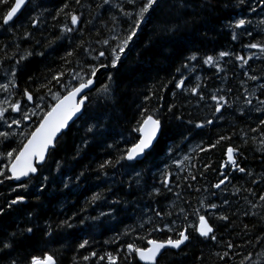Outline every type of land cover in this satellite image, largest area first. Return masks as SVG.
Segmentation results:
<instances>
[{
  "label": "trees",
  "instance_id": "1",
  "mask_svg": "<svg viewBox=\"0 0 264 264\" xmlns=\"http://www.w3.org/2000/svg\"><path fill=\"white\" fill-rule=\"evenodd\" d=\"M97 2L98 0H82L81 5H77L75 0H31V3L22 10L23 14L19 15L17 28L18 34H23L25 29L33 33L32 40H17L11 32H0V47L3 44H9V48L5 49L9 54L16 42L20 44V51L30 49L45 53L44 56L29 57L17 68V84L20 90L25 87L35 88L44 81L46 76L50 77L53 71L68 72L76 69L77 63L85 66L98 63L92 57L98 55L99 50H103L99 41L109 37V29L113 22L109 18L110 14L97 16V12L100 11L95 7ZM118 2L119 0H113L114 4ZM251 2L259 6L260 0H251ZM65 3L69 4V9L66 11H75V14L80 16L79 30L47 46L49 40L61 34V27L64 24L72 26L70 17L65 16L64 13H61L59 18L53 19ZM235 3L236 0H211L209 8L189 16L188 23L182 25L181 29L174 34H162L157 21L144 26L140 39L130 45L132 50L126 54L122 66L107 70L113 75L115 81L114 99H105L102 96L98 97L95 92L90 93L88 116L76 121L68 128L52 160L48 161L47 167L42 169L43 173L49 176L44 191L37 190L39 178L33 179L26 191L23 189L12 191L15 186L13 183L0 185V206L2 207L6 208V202L17 195L28 198L26 204L15 206V211L0 217V226L15 230L17 221L28 223L26 217L31 213H34L32 220L41 225L32 239L22 246L27 248L29 256H42L45 252H50L57 264H107V258L100 261L99 256L107 252L113 255L119 252L118 264H127V261L123 259L126 249L121 251L122 246L133 242L138 234H147L145 229L150 225L145 224L144 229H140L139 225L149 217L156 219L154 210L168 212L178 210L179 207L189 208L187 202H190L191 208L199 207L201 201L205 204L209 201L220 204L226 195L228 204L207 214L210 223L216 226L220 245H213L208 241L201 242V238H197L194 234L191 243L184 248V251L165 250L164 254L158 257V264H224L215 253L227 250L224 242L229 240L238 246L232 250L230 256H234L236 251L251 253L253 260H261V264H264V247L254 243L256 237L264 235L261 229L264 219L260 218L264 216V208L255 209L257 216H251L250 208V203H261L259 195L264 194V153L259 150L260 134L250 130L251 127L257 126L256 117L259 114L252 112L250 119L239 118L238 113L230 108L224 114V118L216 121L214 125L203 129L194 127L195 123H202L212 117L214 102L211 101L210 96L218 88L225 90L231 88L232 92L228 93L227 98L234 102L236 107H240L243 105L242 94H245L242 83L249 90L256 88L259 83V81L250 82L243 72L249 71V74L264 76V59L250 61L251 70H249L241 69L239 62L226 58L221 62L225 65H221L224 71L219 73L202 63L203 57L218 55L222 50L245 55L246 49L242 45L250 38L241 36L237 41H233L231 38L233 29L228 27L230 21L240 16H247L252 20L250 27L256 39L264 38V32L260 31L264 28V24L256 18V13L232 6L225 7L226 4L234 5ZM3 7L7 5L0 6V8ZM32 18H37L39 21L35 28L31 27ZM257 33L259 35H256ZM36 41L41 43L37 45ZM74 49V55L68 57L71 63H65L61 57L67 51ZM87 49L96 51L89 53ZM193 52L200 59L199 62H193L195 71L188 76L185 90L181 91L174 88L175 81L172 77L179 75L176 69L180 67L181 62L185 61V57ZM260 55L259 53L258 56ZM0 59H3V52H0ZM14 64V60L4 61L0 66V77H7L5 73H10ZM236 65H239V68ZM101 72L105 70L102 69ZM184 72L187 74L188 70L185 69ZM98 77L96 87L107 82L106 75L99 74ZM196 77L200 78L199 81ZM30 78L32 83L29 82ZM68 79L70 75L65 77L66 81ZM169 81L172 82L169 83ZM196 83L202 84L201 91L206 96L205 101L198 102L197 97L187 90ZM163 85L167 87L164 88ZM173 92L176 93L175 98H173ZM256 95L261 96L259 89L256 90ZM146 97L151 99L146 101ZM256 103L253 99V104ZM172 104L176 107L172 112H166V108ZM145 106L149 108V111L159 108L164 125L163 135L155 143L151 155L142 163H136L134 170L127 167L130 162L123 161L122 165L105 169L107 175L99 173L96 169L101 162L106 159L114 160L119 154L117 149H126L135 142L137 133L133 131V128L139 119V112ZM177 116L182 119H177ZM189 120L193 121V124H188ZM93 124L99 125L98 130L88 133L87 128ZM241 129L247 132L249 141L247 146L241 147L240 151L243 155L238 157V163L253 175L232 173L231 182L227 184L226 191L215 190L212 186L221 178L220 165L225 161L227 144L243 143L240 140V136L243 135ZM233 132L237 135L233 136L231 141L218 145L216 149L203 153L192 151L198 144L207 147L219 135H231ZM109 144L115 145V148H109ZM186 155L190 157V160L184 161ZM57 161L60 163L59 172L56 170ZM207 165L211 167L204 171ZM82 171L85 175L78 183L75 182L74 178ZM229 171H231L230 167L225 169V172ZM137 172L140 173L139 177L136 176ZM190 172L196 176L195 180L189 178ZM166 174L173 189L171 192L161 183ZM137 180L139 184L136 183ZM253 180L260 183H253ZM129 181H131V187ZM65 183H68V187L64 186ZM189 184L192 187H189ZM109 187L111 191H108ZM197 188L200 191H196ZM237 188L241 191L233 195ZM154 189H160V195H155ZM243 189H252L256 195L250 196ZM97 192H103L107 200L98 201L94 205L89 204L90 198ZM177 192L180 193L179 197L176 195ZM212 193L216 195L213 196ZM112 200H118L120 203L113 205ZM113 209L112 215L100 216L101 212H109ZM246 210L249 211L248 216L243 215ZM218 215H229L231 221L235 223L228 222L226 227V222L216 218ZM71 217H75L71 219L73 227L58 228L63 220ZM171 219H177V217L173 216ZM195 219L194 216L189 217V221ZM178 222L183 223V221ZM49 224L53 229H57L52 237L45 235V228ZM245 224L252 229L247 234L243 231ZM253 224L256 225L255 228L252 227ZM132 228H136L137 231L130 236L124 235L126 230ZM169 235L174 236V233H153V237L157 239H166ZM84 240H88L89 243L85 248L80 249L79 244ZM249 240H252L253 244H249ZM135 243L144 246V241L135 240ZM93 251L97 253V256L84 261L83 256L90 255ZM239 260L240 257L235 256V261L228 259V264H239ZM132 264L140 263L134 260Z\"/></svg>",
  "mask_w": 264,
  "mask_h": 264
},
{
  "label": "snow or ice",
  "instance_id": "2",
  "mask_svg": "<svg viewBox=\"0 0 264 264\" xmlns=\"http://www.w3.org/2000/svg\"><path fill=\"white\" fill-rule=\"evenodd\" d=\"M31 0H0V6L7 5V7L0 8V32H11L13 37L17 40L31 41L33 33L25 29L23 34H18L17 22L19 15H22V7L30 4ZM77 5H81L82 0H75ZM211 6V0H119L118 3H113V0H98L95 7L100 11L97 12V16L103 14H110L112 27L109 29L110 35L108 38L100 40L103 50L98 51V55L93 56L92 59L98 61L97 64L87 65L77 63L76 69L69 70L68 72H52V75L46 76L44 81H41L35 88L30 89L28 87L19 89L17 84V68L22 63L34 55L44 56L45 53L35 52L30 49H24L20 51V44L14 43V48L9 54L5 49L9 48V44H3L0 47V52H3V59H0V66L4 61L14 60L15 64L12 67L10 73H5L10 78L6 83H0V92L7 93L3 100H0V185L5 184L6 181L18 182L12 188V191L16 192L20 189L27 190L29 183L39 178L40 183L37 185V190L43 192L46 187V182L49 180V176L45 175L42 169L47 167L48 161L52 160L55 152L63 139L66 129L69 128V123L73 124L78 120H83L88 116V105L91 102L90 93L95 92L98 97L102 96L105 99H114V77L110 72H107L109 68L118 69L122 66L123 60L126 59V54L132 49L130 45L134 44L140 39V34L144 30V26L150 22L157 21L159 31L164 35L174 34L179 31L182 25L188 23V17L194 16L198 11H203ZM236 7L250 10L251 13H257L258 7L260 12H264V0H260L259 6L253 5L251 0H236L234 5H225V7ZM69 9V4L65 3L62 8L53 16V19L59 18L61 13L70 17L71 27L68 24H64L61 27V34L53 40L48 41L47 46L55 44L56 40H60L67 36V34L79 30V24L81 22L80 16L75 14V11H66ZM19 14V15H18ZM240 16L239 13H237ZM37 18H32L31 27L35 28L38 24ZM91 23V21H89ZM264 24V20L260 21ZM126 25V27H123ZM252 20L247 16H240V18L230 21L228 27L233 29L231 32V38L233 41H237L241 36L250 38L248 42L243 43L242 47L248 50H256L260 53V56L255 53L247 56L234 53L230 50H222L218 55H207L202 58L203 65L210 68H214L217 73L224 71L221 66V62L226 58H232L239 62L241 69L251 70L250 61L253 59H264V38L256 39L253 33ZM23 27V25H21ZM119 28V30H118ZM236 30H241L237 32ZM264 32V28L260 29ZM82 34V33H81ZM99 35V33H97ZM256 35H259L257 33ZM70 39V38H69ZM40 41H36V44H40ZM82 46V45H80ZM74 51H67L61 59L65 63H71L68 57L74 55ZM89 53L96 51L94 49H87ZM103 58V59H101ZM197 54L193 52L191 55L185 57V61L181 62L179 68L176 69L178 76H173L172 80L175 81L174 88L181 91L185 90L186 81L188 76L195 71V65L193 62H199ZM106 61V62H105ZM105 72H101V70ZM187 69V74L184 70ZM98 74L106 75V83H101L99 87H96L98 80ZM70 75V79L65 80L66 76ZM243 75L247 77L249 81L257 82L256 88L249 90L242 83L244 87L243 105L236 107L234 102L229 101L227 98L228 93L232 92V89H217L216 92L210 96L211 101L214 102L212 117L206 119L202 123H195L196 129H203L206 126L214 125L216 121L222 120L224 114L228 109H233L238 113L239 118L250 119V114L255 112L259 114L256 119L258 124L256 127H251L250 130L253 133H259L260 139V151L264 153V76H258L255 74H249V71H244ZM199 81V77H196ZM226 79V77H221ZM29 82L32 83L31 78ZM172 81H169L171 83ZM164 88L167 85H163ZM56 89L55 91L53 89ZM202 84L196 83L192 88L187 89L191 95L197 97V101H205L206 96L201 91ZM259 89L261 96L256 95V90ZM13 90H16L19 99L9 98L13 95ZM222 93V94H218ZM175 98L176 93H172ZM151 97H146L145 100H149ZM162 99V97H159ZM253 99L256 100V104H253ZM176 105L172 104L166 108V112H172ZM15 114V115H13ZM139 119L136 121V126L133 131L137 133L135 142L130 147L119 150L115 159H106L98 165L96 169L99 173L107 175L104 171L107 168H115L117 165H122L123 161L130 162L127 167L135 169L136 163H142L154 148L155 143L159 141L160 136L163 135L164 125L162 123V115L159 108L149 111L147 106L143 107L139 112ZM75 118V119H74ZM177 119L182 117L177 116ZM188 124H193V121H187ZM99 125L93 124L87 128L88 133H94L98 130ZM19 130V131H17ZM243 132V129H241ZM237 133L233 132L231 135H219L213 142H210L207 147L203 144H198L192 149L193 152H209L216 149L218 145L223 142L231 141L233 136ZM187 139V137H184ZM254 139V138H252ZM240 140L243 142L240 145L227 144L225 149L226 160L220 165L221 169H227L230 167L231 171H220L218 182L212 187L226 191V186L230 183V176L232 173L239 172L241 174L252 176V172L238 163V157L243 153L240 151L241 147L247 146L249 137L247 132H243L240 136ZM86 143V141H85ZM109 148H115V145L109 144ZM190 160L188 155L184 156V161ZM134 162V163H133ZM179 167L180 164L178 163ZM211 165H207L204 171ZM56 170L60 171V163L56 162ZM85 173L80 172L75 178V182H79L80 178ZM136 176H140L137 172ZM182 178V177H181ZM189 178L195 180L196 176L191 172ZM70 179H72L70 177ZM253 183H260V181L253 180ZM139 184V180L136 181ZM163 186L171 192L173 189L170 186V180L167 178L161 181ZM68 187V183L64 184ZM131 187V181H129ZM179 187V185H177ZM192 187L191 184L188 185ZM224 186V187H222ZM200 191L199 188L195 189ZM111 191V188H108ZM155 195H160V189L153 190ZM208 191V189H205ZM241 189L237 188L232 194L237 195ZM248 195L255 196V192L252 189H243ZM179 197L180 193H176ZM213 196L216 193H212ZM27 199L23 195H17L16 197L6 202V208L0 206V217L8 215L11 211H15V206L26 204ZM101 200H107V197L103 192H97L89 200V204L94 205ZM259 202L250 203L251 216H257L255 211L257 207L264 208V194L259 195ZM113 205L120 203L118 200H112ZM189 208L179 207L178 210H169L164 212L163 210H154V216L149 217L148 220L142 222L139 225L140 229L145 228V224L150 225L145 229L146 235L138 234L135 236V240L144 241V246H140L135 243V240L130 243H126L122 246L121 251L126 249L123 259L127 261V264H132L134 260L143 262V264H158V257L164 254L166 249H175L178 251H184L191 243V238L195 234L197 238H201V242H212L213 245H220L221 241L218 240L216 235V226L210 223L208 213L215 212L219 207H225L228 204L227 196L220 204L209 201L208 203L200 202V206L191 208L190 202ZM175 209V206H174ZM86 210V209H85ZM112 211L101 212L100 216H110ZM235 213H233L234 215ZM34 213L29 214L26 219L28 223L17 221L15 230H9L6 227L0 226V264H57L54 256L50 252H45L42 256L28 255L27 248L22 247L27 241H30L35 233L40 230L41 225L37 221L32 220ZM243 215L248 216L249 211H245ZM176 216L177 219H171ZM194 216V221H189V217ZM71 217L63 220L58 228L73 227L71 223ZM167 218V222L166 221ZM220 221L227 223H235L231 221L229 215H218L216 217ZM264 219V216L260 217ZM99 219V217H96ZM178 221H183L180 223ZM256 227L255 224L252 225ZM262 231H264V225H261ZM57 229H53L51 224L45 228V235L48 237L53 236V232ZM252 229L247 224L244 225L243 231L247 234ZM136 228L126 230L124 235H132L136 232ZM168 232L174 233L169 235L166 239H157L153 237V233ZM264 235L258 236L255 239V244H261L264 247ZM89 241L84 240L79 244V248L83 249L88 245ZM227 250L223 252H216L215 255L224 264H228V259L235 261V256H239V264H261V260H253L251 253H242L236 251L234 256H230L233 249L238 246L231 240L224 242ZM249 244H253L252 240L248 241ZM183 246V247H182ZM258 256L260 254H257ZM95 251L90 255L83 256L84 261H88L90 257H96ZM107 258V264H118L120 259V253L117 252L113 255L111 252L105 253V255L99 256V260L103 261ZM203 259V257H201Z\"/></svg>",
  "mask_w": 264,
  "mask_h": 264
},
{
  "label": "flooded vegetation",
  "instance_id": "3",
  "mask_svg": "<svg viewBox=\"0 0 264 264\" xmlns=\"http://www.w3.org/2000/svg\"><path fill=\"white\" fill-rule=\"evenodd\" d=\"M244 53H245V56L252 54V53H255V55L258 56V52L256 50H252L250 53L248 50H245ZM7 79H8V76L7 77L1 76L0 77V83H6ZM7 95H8L7 93L0 92V100H3L5 98V96H7ZM9 98L19 99V95L16 93V90H13V95H12V97H9ZM13 115H15V114H13ZM17 131H19V130H17Z\"/></svg>",
  "mask_w": 264,
  "mask_h": 264
},
{
  "label": "bare ground",
  "instance_id": "4",
  "mask_svg": "<svg viewBox=\"0 0 264 264\" xmlns=\"http://www.w3.org/2000/svg\"><path fill=\"white\" fill-rule=\"evenodd\" d=\"M27 5H28V4H27ZM27 5H26V6H27ZM26 6H25V7H26ZM24 9H25V8H24ZM254 22H255V21H254ZM246 50H248V49H246ZM248 51H249V53H250L252 50H248ZM258 54H259V53H258ZM253 61H254V60H253ZM255 61H256V60H255ZM233 62H234V61H233ZM233 62H232V63H233ZM221 65H224V64L221 63ZM229 65H230V64H229ZM224 66H225V65H224ZM236 66H237V65H236ZM238 66H239V65H238ZM238 66H237V67H238ZM238 68H239V67H238ZM237 70H238V69H237ZM215 71H216V70H215ZM215 71H214V72H215ZM232 71H233V70H232ZM236 72H237V71H236ZM98 75H99V74H98ZM219 75H220V74H219ZM250 75H251V74H250ZM193 76H194V75H193ZM194 78H195V77H193V79H194ZM245 78H246V77H245ZM250 82H252V81H250ZM72 124H73V123H71V124L69 125V127H70ZM67 130H68V129H67ZM67 130H66V131H67ZM66 131H65V132H66ZM225 160H226V156H225ZM221 171H225V169H221ZM5 183H11V182H10V181H6ZM222 187H223V186H222ZM214 189H215V188H214ZM215 190H218V189H215ZM167 250H170V249H167ZM164 251H165V250H164ZM172 251H176V250H172ZM137 261H138V260H137ZM140 264H141V263H140Z\"/></svg>",
  "mask_w": 264,
  "mask_h": 264
},
{
  "label": "rangeland",
  "instance_id": "5",
  "mask_svg": "<svg viewBox=\"0 0 264 264\" xmlns=\"http://www.w3.org/2000/svg\"><path fill=\"white\" fill-rule=\"evenodd\" d=\"M256 18L259 20V21H262L264 20V13H261V12H257L256 13ZM264 34V33H263Z\"/></svg>",
  "mask_w": 264,
  "mask_h": 264
},
{
  "label": "water",
  "instance_id": "6",
  "mask_svg": "<svg viewBox=\"0 0 264 264\" xmlns=\"http://www.w3.org/2000/svg\"><path fill=\"white\" fill-rule=\"evenodd\" d=\"M25 6H26V5H25ZM25 6L22 7V10L25 8ZM18 15H19V14H18ZM74 119H75V118H74ZM71 123H72V122H70L69 125H70ZM66 130H67V129H66ZM66 130H65V131H66ZM10 182H12V181H10ZM12 183L16 184V183H18V182H12ZM166 250H167V249H166ZM170 250H175V249H170ZM138 262H139V261H138ZM139 263L143 264V262H139Z\"/></svg>",
  "mask_w": 264,
  "mask_h": 264
}]
</instances>
